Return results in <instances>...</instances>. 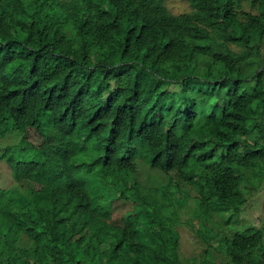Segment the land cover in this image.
<instances>
[{"label":"trees","instance_id":"1","mask_svg":"<svg viewBox=\"0 0 264 264\" xmlns=\"http://www.w3.org/2000/svg\"><path fill=\"white\" fill-rule=\"evenodd\" d=\"M166 2L0 0V264H264V0Z\"/></svg>","mask_w":264,"mask_h":264},{"label":"rangeland","instance_id":"2","mask_svg":"<svg viewBox=\"0 0 264 264\" xmlns=\"http://www.w3.org/2000/svg\"><path fill=\"white\" fill-rule=\"evenodd\" d=\"M167 7L173 13L179 14L191 9L189 0H167ZM23 136L22 131L16 128L10 129L5 136L0 137V151L9 144L19 143ZM28 148L26 150H29ZM30 159H37L33 153H28ZM139 174L137 175L142 183L149 187H159L169 182V177L158 169L151 168L149 165L142 162L140 165ZM0 184L2 186H10L8 189L10 194L16 195L18 201H22L27 197V193L31 189V182L29 180H23L20 183H14L10 169L8 165L0 160ZM193 194L197 193L194 187H191ZM190 205H194V201L191 200ZM125 208V207H124ZM122 208V209H124ZM182 211L185 213V219L180 224V230L182 233L181 238V250L185 257H192L194 255H200L205 249V243L203 242L200 234H198L194 227L188 222L191 215V209L184 207ZM187 219V220H186ZM264 222V188L258 192L255 196L251 197L243 208V211L238 217V222L231 224L230 226H246V225H261ZM29 244V241H26Z\"/></svg>","mask_w":264,"mask_h":264},{"label":"clouds","instance_id":"3","mask_svg":"<svg viewBox=\"0 0 264 264\" xmlns=\"http://www.w3.org/2000/svg\"><path fill=\"white\" fill-rule=\"evenodd\" d=\"M11 129H12V128H11ZM9 131H10V130H9ZM6 134H7V133H6ZM6 134H5V135H6ZM22 134H23V132H22ZM5 135H4V136H5ZM1 137H2V136H1ZM21 139H22V137H21ZM20 141H21V140H20ZM16 144H18V143H16ZM9 145H11V144H9ZM8 167H9V166H8ZM9 169H10V168H9ZM17 184H18V183H17Z\"/></svg>","mask_w":264,"mask_h":264}]
</instances>
